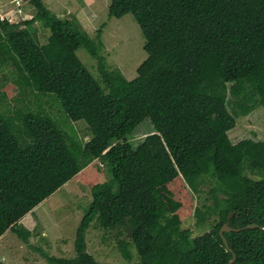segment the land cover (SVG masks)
I'll return each instance as SVG.
<instances>
[{"label":"trees","instance_id":"trees-1","mask_svg":"<svg viewBox=\"0 0 264 264\" xmlns=\"http://www.w3.org/2000/svg\"><path fill=\"white\" fill-rule=\"evenodd\" d=\"M25 3L20 20L0 21V66L15 67L21 94L54 96L91 138L74 141L43 111L0 114V237L10 230L27 243L19 220L100 160L108 180L90 189L75 256L44 255L47 264H99L86 247L92 223L117 230L125 261L133 248L139 264H229L233 256L231 264H264V231L243 229L264 227V142L228 137L239 116L264 110V0H111L108 19L131 14L145 41L146 59L130 81L107 67L105 24L91 38L40 0L27 2L30 17ZM35 23L50 32L44 44ZM80 48L97 61V79ZM145 120L153 131L134 145L127 137ZM179 177L194 193L201 179L213 183L217 221L195 237L181 229L180 203L167 188ZM226 222L240 229L223 234L227 248L219 235Z\"/></svg>","mask_w":264,"mask_h":264},{"label":"rangeland","instance_id":"rangeland-1","mask_svg":"<svg viewBox=\"0 0 264 264\" xmlns=\"http://www.w3.org/2000/svg\"><path fill=\"white\" fill-rule=\"evenodd\" d=\"M11 1L0 0V6L11 9L9 4ZM40 1L59 19L76 21L91 38H95L96 30L105 24L100 40L107 67L120 71L127 81L136 77V70L146 59V53L143 50L144 38L131 14L120 19H108L111 0H95L90 6L93 13L91 20L89 13L82 10L84 0ZM24 11L30 17L34 15V9L27 2L24 4ZM32 27L36 30L38 42L44 44L50 32L40 23H35ZM76 55L89 73L97 79V61L82 48L77 50ZM15 73L16 69L11 63L0 66V114L13 116L19 111H43L52 117L69 138L82 143L90 140L91 134L86 123L82 120L75 122L69 120L60 110V105L54 100V96L40 95L29 90L21 94L15 82ZM228 98L229 110L232 111L233 100ZM152 131V125L145 120L139 125L134 136L127 138L137 145ZM228 137L233 143L246 138L264 142V110L256 108L245 116H239L235 128L228 133ZM245 174L250 176L247 171ZM107 180L106 167L100 160L92 161L79 174L19 220L15 226L16 232L22 231L24 234L29 232L27 243L10 230L1 236L0 264H47L44 255L67 259L74 257L75 231L91 201L90 189L93 185ZM201 181L203 182L199 186L198 193H194L181 177L167 185L173 199L180 203L177 215L181 229L191 231L193 237L210 230L217 221L214 200L209 194L213 183L207 177ZM198 211L204 214L202 217L206 214L205 222H199L200 218L196 215ZM116 233L117 230H102L92 223L85 235L87 252L99 264H139L133 248L130 261H125L121 257L117 248Z\"/></svg>","mask_w":264,"mask_h":264},{"label":"built area","instance_id":"built-area-1","mask_svg":"<svg viewBox=\"0 0 264 264\" xmlns=\"http://www.w3.org/2000/svg\"><path fill=\"white\" fill-rule=\"evenodd\" d=\"M23 0H12L10 2L11 9H4L5 6H0V21H6L9 24H14L16 18H21L23 13Z\"/></svg>","mask_w":264,"mask_h":264},{"label":"water","instance_id":"water-1","mask_svg":"<svg viewBox=\"0 0 264 264\" xmlns=\"http://www.w3.org/2000/svg\"><path fill=\"white\" fill-rule=\"evenodd\" d=\"M24 2H29L30 0H23ZM232 214H229L227 220L229 221L231 218H232ZM264 218V216H263ZM255 228H259L260 230L264 231V227H259L257 225H248L246 227H244L243 229L244 230H248V229H255ZM240 229H231L229 226H228V222H226L225 224H223V226L221 227V229L219 230V235L223 241V244L224 246L227 248V243H226V240L224 239L223 237V234L224 233H228V232H239ZM231 253L232 251L229 250ZM234 261V256H233V259L229 262V264H231L232 262Z\"/></svg>","mask_w":264,"mask_h":264},{"label":"crops","instance_id":"crops-1","mask_svg":"<svg viewBox=\"0 0 264 264\" xmlns=\"http://www.w3.org/2000/svg\"><path fill=\"white\" fill-rule=\"evenodd\" d=\"M94 1H95V0H84V5H83V7H82V10H83L84 12L89 13L91 20L93 19V13H92L91 10H90V6L93 4ZM86 15H87V14H86ZM89 15H87V17H89ZM79 20H81V19H79ZM4 234H5V233H4ZM4 234H3V235H4ZM0 238H1V237H0Z\"/></svg>","mask_w":264,"mask_h":264},{"label":"clouds","instance_id":"clouds-1","mask_svg":"<svg viewBox=\"0 0 264 264\" xmlns=\"http://www.w3.org/2000/svg\"><path fill=\"white\" fill-rule=\"evenodd\" d=\"M25 3V2H24Z\"/></svg>","mask_w":264,"mask_h":264}]
</instances>
